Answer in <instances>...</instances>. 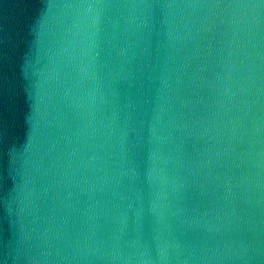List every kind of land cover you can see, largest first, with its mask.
Masks as SVG:
<instances>
[{
    "label": "water",
    "instance_id": "water-1",
    "mask_svg": "<svg viewBox=\"0 0 264 264\" xmlns=\"http://www.w3.org/2000/svg\"><path fill=\"white\" fill-rule=\"evenodd\" d=\"M0 264H264V0H0Z\"/></svg>",
    "mask_w": 264,
    "mask_h": 264
}]
</instances>
